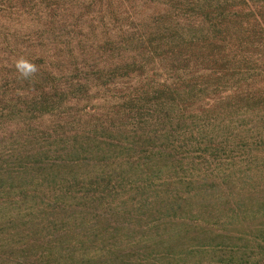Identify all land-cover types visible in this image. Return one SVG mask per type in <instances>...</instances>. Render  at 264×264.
<instances>
[{
  "label": "trees",
  "instance_id": "16d2710c",
  "mask_svg": "<svg viewBox=\"0 0 264 264\" xmlns=\"http://www.w3.org/2000/svg\"><path fill=\"white\" fill-rule=\"evenodd\" d=\"M0 264H264V0H0Z\"/></svg>",
  "mask_w": 264,
  "mask_h": 264
},
{
  "label": "rangeland",
  "instance_id": "374dc122",
  "mask_svg": "<svg viewBox=\"0 0 264 264\" xmlns=\"http://www.w3.org/2000/svg\"><path fill=\"white\" fill-rule=\"evenodd\" d=\"M257 0H252V2H256ZM252 5V4H251ZM223 125L221 124V127H222ZM200 128L202 129V132H206V131H208V129H211V127H202V125L200 126ZM218 133H221V131H218Z\"/></svg>",
  "mask_w": 264,
  "mask_h": 264
}]
</instances>
